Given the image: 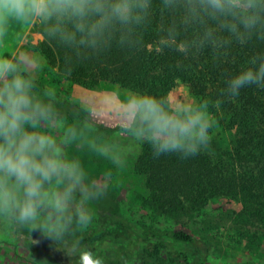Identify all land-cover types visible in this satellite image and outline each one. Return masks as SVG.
<instances>
[{
  "label": "clouds",
  "instance_id": "9594fccd",
  "mask_svg": "<svg viewBox=\"0 0 264 264\" xmlns=\"http://www.w3.org/2000/svg\"><path fill=\"white\" fill-rule=\"evenodd\" d=\"M162 3L165 8H183L196 19L207 17L216 22L215 27L206 28L205 39L218 31L227 33L225 38L210 41L217 49L226 48L233 38L241 47L253 38L264 43V0ZM151 6L152 0H0V41L13 25L28 19H55L58 23L67 20L75 32L82 34L80 44L96 48L112 25L145 23ZM59 31L54 28L53 34ZM172 45L175 52L188 55L190 45L171 32L152 47L163 53ZM248 86L264 89V51L250 57L246 67L226 81L220 96L233 101ZM33 87V81L21 74L14 58L0 57V223L43 230L65 247L70 264H105L102 256L83 243L82 234L92 225V205L105 196L106 187L85 184L86 173L80 161L69 159L57 140L41 129L52 119L53 110L51 104L37 98ZM159 99L135 92L122 99L126 102L125 117L138 118L147 126L153 156L211 154L215 120L208 100H200L199 107H185L177 115L165 111ZM223 102L217 99L215 104Z\"/></svg>",
  "mask_w": 264,
  "mask_h": 264
},
{
  "label": "trees",
  "instance_id": "16d2710c",
  "mask_svg": "<svg viewBox=\"0 0 264 264\" xmlns=\"http://www.w3.org/2000/svg\"><path fill=\"white\" fill-rule=\"evenodd\" d=\"M215 26L216 22L207 17L196 19L183 8H165L162 0H152L145 23L112 25L96 48L80 44L82 34L75 32L67 20L56 21L51 29L43 31L45 39L37 48L49 65L83 86L116 84L160 98L158 103L164 109L166 95L180 84L199 101L207 99L209 109L217 111L214 115L217 126L229 135L228 150L216 161L201 153L188 158H181L178 153H165L157 158L153 156L151 145H145L135 163L136 172L145 178L150 192L144 203L152 211L179 212L227 198L242 205L243 215L260 221L264 219V89L242 88L233 101L221 97L220 92L232 75L246 67L250 57L264 51V43L253 38L247 46L241 47L233 38L226 48L217 49L210 41L225 38L227 33L218 31L205 39L206 28ZM57 27L60 31L53 34ZM169 32L190 45L187 56L175 52V45L163 53L154 50L152 44L167 37ZM72 33H75L74 38ZM201 41H204L202 46ZM33 83L34 92H42L41 85ZM217 99L224 102L216 105ZM120 224L131 240L118 246L116 252L128 249L136 241L140 245L138 264L205 262L198 255V241L184 230L136 226L124 218ZM109 238L115 243L114 237ZM106 239L99 237L97 240H102V244L98 247L95 239L84 243L90 248L97 247L93 250L101 255V250L107 249ZM104 261L105 264L119 263L115 256L104 258Z\"/></svg>",
  "mask_w": 264,
  "mask_h": 264
},
{
  "label": "rangeland",
  "instance_id": "374dc122",
  "mask_svg": "<svg viewBox=\"0 0 264 264\" xmlns=\"http://www.w3.org/2000/svg\"><path fill=\"white\" fill-rule=\"evenodd\" d=\"M55 23V19L31 18L13 25L0 41V57L14 58L19 69L41 85L42 96V92H33L53 110L52 119L41 129L57 140L69 159L80 161L86 173L84 183L106 187L105 196L92 205L93 223L83 232V243L95 239L98 247L102 240L97 239L105 236L107 249L101 250L100 256H115L118 264H138L140 245L136 241L116 252L131 240L120 224L124 218L136 226L186 231L198 241V255L204 264H264V219L254 221L243 215L236 200L219 198L179 212L152 211L144 203L150 192L135 163L149 144L150 133L138 118L125 117L126 102L122 100L135 91L107 82L83 86L49 65L37 47L45 39L43 31ZM188 106L200 105L185 85H177L166 95L165 111L178 115ZM209 111L215 120L217 111ZM212 135L211 154H201L216 161L228 150L230 138L216 121ZM109 237H114L115 243ZM95 246L92 249L96 250ZM65 252V247L43 230L0 223V264H70Z\"/></svg>",
  "mask_w": 264,
  "mask_h": 264
}]
</instances>
